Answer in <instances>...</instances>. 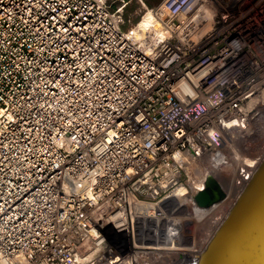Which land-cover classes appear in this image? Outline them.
<instances>
[{
	"label": "built area",
	"instance_id": "obj_1",
	"mask_svg": "<svg viewBox=\"0 0 264 264\" xmlns=\"http://www.w3.org/2000/svg\"><path fill=\"white\" fill-rule=\"evenodd\" d=\"M129 1L0 0V264H141L256 171L264 0Z\"/></svg>",
	"mask_w": 264,
	"mask_h": 264
},
{
	"label": "water",
	"instance_id": "obj_2",
	"mask_svg": "<svg viewBox=\"0 0 264 264\" xmlns=\"http://www.w3.org/2000/svg\"><path fill=\"white\" fill-rule=\"evenodd\" d=\"M224 195L211 176L197 199L208 206ZM189 264H264V158L206 247Z\"/></svg>",
	"mask_w": 264,
	"mask_h": 264
},
{
	"label": "bare ground",
	"instance_id": "obj_3",
	"mask_svg": "<svg viewBox=\"0 0 264 264\" xmlns=\"http://www.w3.org/2000/svg\"><path fill=\"white\" fill-rule=\"evenodd\" d=\"M155 20L154 14L148 13L144 18V24L150 26ZM255 129H259V132L255 135L256 141L252 145L250 144V135L243 136L237 140L238 146L241 147L239 152L242 154L243 162L245 156L250 155V157H255L256 164L254 170L258 168L262 158H264V119ZM206 161L204 164H199V166L207 169V166L210 164H207ZM241 161L242 160L237 161L236 163H242ZM210 169L215 172L217 182L218 179H222L229 184L231 188L230 191L233 194L230 199L231 201L228 199L226 202L208 211L204 208L197 209L196 206H192L190 209V207L186 206L188 196L183 194L184 192H182V189V191L179 192V199L183 202L176 203L174 205L175 211L171 209L169 212L172 213L171 219L173 221V226L166 232V240L162 238L160 240L161 243L165 242V245H160L153 256L144 254L141 259V264H186L193 255L201 252L206 247L208 241L225 219L243 189L241 185L237 184L235 176L231 175L229 178V175L218 168L217 164L212 163ZM184 191L187 192L186 188ZM144 223H146V221Z\"/></svg>",
	"mask_w": 264,
	"mask_h": 264
},
{
	"label": "rangeland",
	"instance_id": "obj_4",
	"mask_svg": "<svg viewBox=\"0 0 264 264\" xmlns=\"http://www.w3.org/2000/svg\"><path fill=\"white\" fill-rule=\"evenodd\" d=\"M160 1L161 0H130L126 11L128 19L131 17L133 22H137L142 16L143 10L147 9V6H153ZM128 23H130L129 20Z\"/></svg>",
	"mask_w": 264,
	"mask_h": 264
}]
</instances>
